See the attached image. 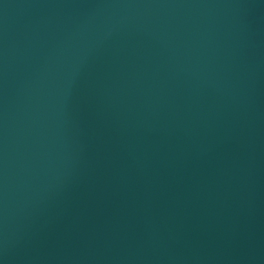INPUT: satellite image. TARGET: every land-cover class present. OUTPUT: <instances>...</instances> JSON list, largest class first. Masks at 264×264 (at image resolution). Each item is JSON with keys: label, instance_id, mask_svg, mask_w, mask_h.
I'll return each mask as SVG.
<instances>
[{"label": "water", "instance_id": "water-1", "mask_svg": "<svg viewBox=\"0 0 264 264\" xmlns=\"http://www.w3.org/2000/svg\"><path fill=\"white\" fill-rule=\"evenodd\" d=\"M0 264H264V0H0Z\"/></svg>", "mask_w": 264, "mask_h": 264}]
</instances>
